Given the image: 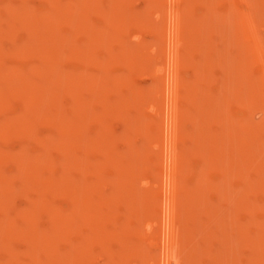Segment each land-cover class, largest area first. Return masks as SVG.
<instances>
[{
    "label": "rangeland",
    "instance_id": "obj_1",
    "mask_svg": "<svg viewBox=\"0 0 264 264\" xmlns=\"http://www.w3.org/2000/svg\"><path fill=\"white\" fill-rule=\"evenodd\" d=\"M23 1H26V3L25 2L23 3ZM23 1L22 0H15V1L14 0H5V1L0 0V6H1L0 14H2V18L4 20H7V21H4L5 22L4 24V22H2V19H0L1 20L0 22L4 24L3 25L0 23L1 25L0 28L4 31L7 30L6 32L7 34L0 33V41L2 42L4 39V41L2 42V46L4 50L2 49L1 42H0V50H1L0 52L1 53L3 52L2 54L0 53V57L2 58V60L6 61L7 66L10 65L11 67V64H12V67L14 69L16 70L18 69L20 71V72H17L19 73L17 75L19 76L20 74L25 75V76L26 74L28 75L26 76L28 78L26 79V81H28L27 82L28 85L26 86V88H23V85H21L18 82L19 80H17V78H13L16 76L11 75V74L10 75L12 76V79L16 80V81L12 80L11 83L14 81L12 84H6V82L0 80L1 82L0 90L2 92L4 90L1 98L2 100L3 98H5L4 100H8L6 102L7 104L4 103L5 101L3 102L5 105V108L1 104L0 113L1 112L2 113L0 114L1 115L0 124L4 122V121H1L3 115L5 114L8 115L9 113H11V111L14 110L12 108H16L14 111L17 110V112H18V109L22 110V108L24 107L23 105L25 104V100H28L26 101V103L28 104L30 101V103L28 104L30 105V107L27 105L28 109L26 112H24V114L27 115V120L31 118L29 122L31 124L30 127L33 129L29 131L30 133L29 134L28 130L31 128L28 127L27 131L25 129L26 131L25 132L24 129L16 127V129H19V130H16V129H13L14 131L9 130L8 133L10 134L11 132V134L13 135L11 134L9 135L7 133L6 138H3L2 134H0L1 136L0 137V149H1L0 151L1 152L4 151L8 154H11V152H14V149L17 150L21 148V145H22L23 147H25L24 148L26 151L25 153L28 152V154H38V153L48 154L50 153L49 155H51L50 158L53 161V164H56V165L58 164V167L55 166L54 168H56L59 171L55 169L54 170L55 173L52 172L53 174L47 171H44V170L42 171L43 166L40 165V167L38 166V169L40 171H38L37 169L38 171L37 175L35 172V177H34L33 169L30 168L29 169L30 171L25 170L27 168V165L26 164L24 165V163H22V165H20V166L24 165L23 166L24 172L22 174L21 173L22 169L20 170L17 168L19 167V165L16 166L19 161L21 162L20 158H18L19 159L18 161L16 160L17 159L16 157L11 158V155H10L9 158H7L9 162L2 160L3 162H1L0 164V166L3 164L0 169L2 171L4 170L3 172L6 175L8 174L10 176L9 181H12L13 183L10 185H13V188L15 191V192L13 191L14 193H12L11 191L12 195H10L11 193H8L10 196L8 195V198L5 197V201L10 200L7 203H9V205L12 204L11 208L12 206H14L13 208L23 209V207L25 208L27 206L26 205L27 199L29 197L31 198L38 194L37 191H36L37 194H35L36 192L32 193V191H35L36 189L35 179L37 177L41 178L40 174H43V176L46 175V177L51 176V175H54V177H56L58 174L63 172L62 168H60V165H59L60 163L58 160L59 159L58 157L62 155L60 151H57L59 149L52 147L50 148L51 150L44 153V149H42V146L38 140L39 137L42 138V136L45 137L46 135H50L53 137L49 136L50 138L48 137V140L49 139L52 140V138L53 139L55 138L54 142H59V137H60L59 132H60L61 126L58 124H60V121L57 122L58 123L56 125L57 127H53V123H56V120L58 119L50 118L49 119L50 122H49V120L44 118V116H46L45 114L53 113L54 110L52 108L56 107L55 104H54V107L53 105L51 107V102L49 104L48 101L52 100L53 102V100H55L58 103V106L60 108L62 105L65 106L68 102L70 103V100H72V98L74 102L76 98L80 102L82 98L87 96L89 87L83 84L79 85L77 87L78 89L77 93H80V95L75 96L76 98L74 99L75 94L74 95L72 94L73 89H71V87L73 86L70 84L65 85L63 83L62 84L63 87L60 86L61 88H58L59 91L56 90L59 93L58 94L55 91V89H53V87H55L54 79H52V81H50V84H49V81L45 80L43 77L45 72H42V71L44 69L46 71L49 70L50 68H52V65L54 67V63H57L56 66L59 70L67 69V71H69L68 69L71 70L72 68L77 67L78 69H84L88 73H92L98 76L99 74L100 75L104 74V77L108 75L107 82L105 83L106 88L102 90L103 96L101 95V97L103 98L105 103L108 102L106 103L107 107H111V108H107L111 114L108 113L107 111L108 115H105L106 118L105 117L104 118L106 120L105 123L108 125V129H110L111 131V128H112V133L115 134L116 136L115 140L113 141V146H114L113 151H110L111 155L109 153V156L113 157L112 159H116V160L117 158L122 159L123 156L125 157L126 160L121 161V163L125 162L124 165H125V169L127 170V178L125 180V178H123V176L125 175L119 174L117 170L114 171L113 169L110 170V168L109 169L105 168L106 170H104V174H105L104 176L106 178L114 174L115 175L114 177H116L117 179L120 177L119 180H121L122 178V180L126 182V184L123 182V184L126 186L125 188L122 187L123 189L119 190L121 191L120 193L117 189H116L117 192H114L113 191L114 188L112 187L110 189L111 185L108 184V186L106 185L105 187L106 189H104V192L105 191L107 192V193L105 192L106 196L108 197L106 200L107 206L109 207L111 206V208L117 209L118 210V212L116 213L117 215L118 214L121 216L123 215L122 218L124 219L123 221H124L125 227H119V226L113 227V225H110V227H104V228L99 227L101 229L100 231L105 232V234H102V235L100 234V236H97L98 234L96 235V233L97 232L100 233V231L98 230L99 228L95 230L96 227H88L80 219L79 221H82V222H78L77 225L73 224L71 225V227H58L61 229L56 230L54 227H47L48 218L45 216L47 215V213L45 214L44 210H41L42 212L39 210L38 213L40 212L41 213L40 215H38L40 217L37 218V221L40 218L42 220L40 219V221H38L39 224H36L37 227H33V229L32 227L25 228V223L23 220L22 221L20 220L21 222H18V224H20L19 226L21 229L19 227H14L13 228L14 230L10 229L12 227H8V228L0 227V233L1 234L5 233L4 238H7V239H4L3 238L4 235L2 234L1 236L0 234V236L2 237V239L0 237V240H2L1 242L3 243V240H4L5 241L4 243L8 245L11 244L10 245V247H12L11 249L12 250L15 249L17 251L15 252L18 255V257L20 256L18 260L19 261L21 260V263L23 262L22 264H24V262L26 263L29 262L30 257H31L30 259L31 261L32 257L34 256V251L30 244L29 237H28L29 240L27 239V236L35 235L33 230H39L38 233L40 232V234H38V236L43 235V232L46 233V231L47 233H49V235H51V233L55 234V244H56L55 246L57 247V249L58 248L60 249V251L58 249L59 253H61L64 250L67 251L68 250L67 248L70 246V244L72 243L74 244L75 240L78 239L79 237H83L85 235L87 236L88 234L92 235L95 233L94 235L95 237L88 236L89 238L91 237V240H93L92 238H94L95 241H92L93 244L91 243L92 244L91 246L93 248V252H92L93 257L87 260V264H94V263L98 264L104 261V259L108 257H111L113 259L114 258L113 255H117V256L119 255L118 252L121 253L120 249L122 247L121 246L122 244H120L121 242L120 238L124 239L123 236L125 235V236H130L128 237V240L130 241L128 243L127 242L128 240L126 241V239H124V242L128 246L131 245L130 248H132L133 251H137V250L138 251L135 252L136 254L135 253L130 254V252H128L126 258L124 259V262H122L121 264H166L167 263L166 223L168 219V207L170 205L168 185L170 181V166H171L170 157H169L170 156L169 141H170L171 90H172V78H171V75H172V43H173L172 13L176 5L175 1L174 0H158L162 2L161 3L162 5L161 4L158 5L157 2L156 3L154 2L156 0L154 1L152 0H119L121 2L117 0H116L117 2L114 0H112V2L111 0H102V1L94 0L95 2L93 0L92 1L79 0L77 4L75 5L76 7L74 8V10L72 9L71 12L69 11L70 13H72V15L67 16V17L65 16V18H68V20L71 19L70 23H68L67 19L65 20V18L63 17L64 15L62 13H58V15L56 13L53 16V14L51 13V10L53 11V9H49L50 7H48L50 6L49 4L51 3L54 5L57 4V3H54V1L58 2L59 0H52L51 3L49 4L48 2H50V0H45V1L43 0L44 2L40 0H37V1L36 0H23ZM61 1H64V0H61ZM192 1L194 2H192L191 4H189V2L186 4L181 2L179 4V6L184 8V10L186 11L185 12L186 17L188 16L187 24H184V27L186 26L188 29L184 28L183 43L184 42L185 43L183 44L184 50L182 52V54L184 55L182 56V58L184 57L182 62H183V65L185 64L186 65L184 67L185 73H182L183 71L182 70L181 74L182 76H185L184 78L188 83L191 82L190 86H188L189 92L186 90V92H188L186 96L188 97H186L184 100L183 99L184 96H183L182 99L184 101L181 100V103H180L181 107L183 108L182 110L185 111V113L181 114L182 116H180V119H179L180 131L183 134V135L181 134V137H183L182 142L184 141L183 143L185 144L184 145L181 143V145L183 146H181L182 150L180 149V153L182 152L181 153L183 157L182 160L184 161V163L182 164H184L183 166L185 168L182 169L184 171V175H182L183 174L182 171H181L182 174L181 173L180 174L182 175L181 177L182 180L184 178V181L186 182V183L185 182L183 183H185L186 185L185 187H186V190L188 191V194L183 198L184 201H181V203L183 204L179 208L180 212H178V216L180 217H178V220H177L178 228L176 227V233L177 235L180 236V237L178 236L177 238L179 239L178 241H180L178 242V244L181 243L179 244V246L181 245L180 246L181 252L178 254L179 260H180L179 264H182V263L183 264H264V256H263L264 255V180H263L264 178V130H262L263 128H261V133L263 134H260V131H259L260 129L258 128L259 126H257L259 130L256 128V124H260L262 122L261 121L262 119L264 122V117H263L264 111L263 113L261 112V110H264V76H263L264 71H262L263 69L262 67L264 65V61H263L264 58L261 57L263 61L261 62V58H258L255 56V51L252 49L253 45H251V43L248 41L249 38L247 39V37H245L247 35L249 37L250 33L245 34L244 33L245 30L243 32L241 31V28H240L243 24L242 20L240 19L241 11L246 10L248 8V11H250L251 13V17H252V12L254 15L253 16L254 20L252 18V21H254V23L252 22V24H254V28L256 29V30L254 29L255 32L258 33V35L257 34L256 35L259 38V40H261L262 38V42L259 41L260 44H262L261 48L264 47V0H192ZM5 2L7 4H5ZM10 2H11V5L13 6L12 7L9 6V8L12 9L13 11L12 10L10 11L9 8H8L9 10L7 9L8 7L7 5H10ZM86 2H88L87 4L89 5H87ZM115 2L118 3V6L111 5L112 3H114L113 5H115ZM15 3H18V4H15ZM123 3L124 5L122 6ZM33 4L35 5L34 7H32ZM84 4H86V6H84ZM58 5L59 4H57L55 7H57ZM93 5H96V6L93 7ZM21 6H31L32 8L30 7L29 8L30 9L36 8L35 10L42 8L43 12H45L44 10L48 11V13L52 14L51 16H53L52 17L53 21L50 20L53 23L51 22L47 23L43 21L41 22V19H38V18H36L35 20L33 18H30L32 22L30 19L24 20V18H22L23 16H21L22 15L21 12L24 9L19 8ZM77 6H78V9H76ZM111 6L116 9L114 10L115 12L112 10L113 8H111ZM158 6H161L162 9L161 8L159 9ZM96 7H101V8L103 7L102 10H104V12L100 14L99 12H97V9H95ZM204 7L206 8L205 11L203 10ZM188 8L190 9V11ZM117 9L119 11H117ZM3 11L6 13L4 14ZM16 11H19V13ZM159 11L161 12L159 13ZM77 12L80 15H78ZM112 12L116 14L119 13L118 14L119 16L115 14L117 18L118 17L121 18L124 16L123 17L124 21L121 19V22L122 21L124 22L122 23L124 24V26L122 25L123 28L121 29L120 27H117V30H115L116 28H114L113 30L111 26L108 28L106 27L105 32L103 33L100 32L99 34L100 35L99 38L101 39L99 45L98 46L94 45L92 48H88L87 50V48L84 47L83 37L85 35L82 32L83 30L81 29H83L85 27V24H87L89 21H90L89 23H91L92 21L91 24H93L95 22L96 23L100 22L104 18L108 20L111 18L113 19L115 15H113ZM8 13L10 14V16ZM75 13L84 19L80 17L77 18V15ZM60 14L62 17L60 16ZM202 14H204L205 17ZM18 15L21 17H19ZM104 15H106L107 17ZM11 17L12 19L9 22V19ZM71 17L73 18L76 17V18L73 19ZM136 17L138 18V21H135L137 19ZM5 18H8V19H5ZM75 19L76 20L79 19V20L76 21ZM16 20L17 21L19 20V22H17ZM72 20L74 21L75 25H73L74 23ZM80 20L83 25H81ZM25 21H27V23ZM33 21H35L36 23ZM57 21L58 22L60 21V23L58 24ZM13 23H14V26H13ZM31 23H33L35 26ZM20 24L23 26H21ZM29 24H31L32 26ZM44 24L48 25V29L46 25L44 26ZM8 25L14 31H12L8 27ZM53 25L55 26V28L53 27ZM59 26L62 27L61 30L59 29L60 28ZM69 26H71L73 29ZM28 27L31 30L28 29ZM66 27H69L67 28L68 30L66 29ZM159 27L162 30H160ZM32 28L36 29V32H37L36 35H35V30H33ZM165 28L166 30H164ZM76 29H79L80 31ZM24 30L26 31L24 32ZM44 30L46 33L44 32ZM64 30H66L65 32L67 35L64 34L65 33ZM73 30H75L74 33H73ZM16 31L19 33H17ZM28 31H32V33L30 32L28 33ZM52 31H54V33L56 32L55 35H57V33L59 34L61 33L60 34L61 37L59 36V34L57 35L58 37H55ZM67 31H69L70 33ZM9 33L13 38L14 37L16 38L12 40L11 36L8 35ZM26 33H27V37L26 35H24ZM4 34H6V36H4ZM37 35L40 38L37 37ZM65 35L66 36L69 35L68 38ZM2 36L4 37L2 38ZM7 37L9 38L6 39ZM44 38L46 41L47 40L48 41L46 42ZM19 39H21L22 42L25 41L24 43L26 44L22 42L19 43L20 42ZM39 39H41L40 40L41 44L40 42H38ZM16 40L18 42H16ZM245 40H247L246 44L248 47L245 45ZM43 41H44V44H43ZM66 41L68 43H66ZM79 41H81L82 44H79ZM28 42L31 44H29ZM11 43L15 44L18 50L20 48L19 52L20 51L24 52V50L25 52L24 53L18 52L19 54L15 52L14 54H11V55L7 54L9 53L7 51H10L13 48V45ZM17 43L19 44L17 45ZM45 43H46V46L48 45L47 46L48 49L46 48ZM63 43H65L64 46H63ZM69 43L72 44L71 45L72 48L70 47ZM248 43H250V45H248ZM27 44H29L30 46ZM49 44L51 45L49 46ZM55 45L57 48H55ZM34 46L36 47V49ZM59 46H62V47H59ZM77 47L79 48L78 50L79 53L77 52V49H78ZM6 48L8 49L10 48V49L8 50ZM67 48L70 50H68ZM245 48L248 49L247 51L248 54L244 53L247 50ZM54 49L56 51H54ZM249 49L252 50L251 54H254V55L251 56ZM84 50L86 51L85 55L88 58L84 55ZM90 50L91 52L89 53L90 54L89 55L88 51ZM73 51L76 53L74 54ZM4 53H6V56L9 55L10 59L8 57L6 58ZM48 53L50 54V56ZM3 54H4L3 57L6 59L2 57ZM41 54L43 58L40 57ZM58 54H61V55L59 56ZM62 54H64L63 56L64 62L61 63L60 65L58 63L60 62V60H62L61 59ZM66 54H68V56L65 57ZM69 54H73V56L72 55L69 56ZM76 54L77 56H75ZM125 54H128V55H125ZM238 54L239 55L241 54V56L238 57ZM17 55H20V56H17ZM91 55H94V56L91 57ZM247 55H250V56L246 57ZM34 56L38 59L35 60L36 58ZM56 56L58 58V61H57ZM19 57L25 60L22 61L21 59L20 61ZM23 57H26V58H23ZM53 57L54 59H56V61L53 60ZM78 58L81 59V61ZM94 59L99 60V61L100 60L104 61L105 66L97 65V63L93 61ZM114 60H117V61H114ZM5 61L3 62L5 63ZM42 61L45 64H43ZM46 61H49V63ZM84 61L86 63H84ZM22 62L23 64L27 66H23ZM32 62L34 64H32ZM38 63H40V65ZM35 64L39 66L37 67L36 65V69L34 66ZM20 67L22 68V70ZM28 67L29 68L33 67L35 72H33L34 70L30 68L28 72L25 73L24 71L23 73V68L26 69ZM47 67H49V69ZM159 68H161L160 71H158ZM30 72L32 74H29ZM114 77L116 78L119 77L120 80L115 81ZM34 79L39 80L38 83ZM159 81L160 82L163 81L162 83H164L163 84L164 87L163 85H161V83H159ZM15 82L17 85L18 84L19 85L17 86L16 84H14ZM39 83L40 84L42 83L40 85V88H38ZM158 83L161 88L157 87ZM3 84L5 85L2 86ZM31 86L35 88L32 87L31 89ZM87 88H88V91H87ZM40 89L41 90L44 89V90L41 91ZM45 89L47 90V92ZM60 89L63 90L62 91L63 93H60L61 92ZM19 90H20V93H19ZM23 91L25 93H23ZM52 91H55L54 95ZM183 91L184 90H182L181 92ZM6 92L7 94L9 93L8 96ZM13 92L17 93L18 96L21 94V96L26 97V99L24 100V98H22L21 96H20L21 97L20 99V97H18L17 95H14ZM32 92L34 96L37 97V101L35 97L31 95ZM186 92L184 93V95L186 94ZM4 93H5V96H4ZM43 94L45 97L43 96ZM10 95L11 97H9ZM58 95L60 96L59 98H58ZM27 96H29L30 98ZM41 96H42L43 102L40 101ZM15 98H18V99H15ZM46 98H49V100L47 99L48 100L47 101ZM9 99L10 100L13 99V100L9 102L10 101ZM21 100L22 101L24 100V101L22 102ZM34 100H35V103H33ZM8 102L10 103V106H11L10 112H9L10 109L6 111V109L9 108ZM32 103L35 105L33 106ZM114 103L116 104V108H119V111H114L115 113L112 111L113 110L112 106L114 105ZM96 104H97V107H95ZM96 104L94 103V105H92L94 106L93 108H96V110H99L100 108L102 109V106L99 105V103H96ZM111 104L112 106H110ZM64 106L62 107L64 108ZM38 107H39V110H38ZM1 108L3 109L1 110ZM107 109L105 108L104 110H107ZM3 111H6L7 113L6 112L3 113ZM79 112H82V111H79ZM117 113L120 116L122 115V117L120 118ZM33 114L37 116L36 120ZM183 114H184V117H183ZM123 116H125V118H123ZM51 119L55 120V122L51 121ZM41 120H45V121L41 122ZM34 122L36 124H34ZM245 122H247L248 127L252 126V129L253 128L257 129L259 133L255 132L254 135H259V134L260 135L253 137L254 135L250 134L252 130L249 129L247 126H245L248 128V130H251V131H248L249 133L248 135V133L246 132L247 128L245 129L244 127V125L246 124ZM38 124L41 127H39ZM88 124L89 125L87 127L89 130H91V128L96 129L99 126L98 125L99 123L96 120L94 121L89 120ZM261 126L263 125L261 124ZM182 127L185 130H182ZM244 129L246 131H243ZM20 130H22L21 132H25V133H21ZM55 131L57 132V134L55 133ZM43 132H44V135H43ZM31 134H32V137H30ZM33 137L35 139H33ZM17 138L18 140H16ZM30 138L31 140H29ZM24 139L29 140V142H27ZM36 139L37 141H35ZM241 140H243L244 142ZM4 142H6V144ZM160 142H161V146H159ZM23 143L25 146L23 145ZM242 143L244 147L245 145L246 146L249 145L247 146L249 148L247 149V147H245L246 150L243 147L239 148V146H241ZM6 147L8 150L6 149ZM241 148L244 150H242ZM9 149L11 150V152L9 151ZM131 149H133L132 155L129 153ZM91 150H92V153H91ZM93 150L97 151L93 148L92 149L90 148V151L88 150V152H90V154L88 153V157L90 160H92L95 156L96 157L98 156V153H97L98 151L94 152ZM245 152H247V155ZM248 154L250 156H248ZM82 156L80 155L79 157L77 156V158L81 160V161L79 160L80 162H83L85 159ZM74 158L75 156H72L71 162L73 161ZM119 159L117 161H119ZM242 159H244L245 161ZM36 161L37 160H34V162ZM65 161L66 160H64V162ZM64 162L62 161V163ZM13 163H16V165ZM31 163H33V161H31ZM66 164L67 163L65 162L64 172L68 173L69 171L67 172L66 170H71L70 174L72 175L68 174L69 179L71 180V178L74 177L77 180H74L72 183L69 180V184L67 183L61 184L59 186L61 187L63 185L61 188L58 187L57 188L58 190L55 189L58 193L55 192V190H53L54 192L50 191L51 195H49V192L47 191H46L47 193L44 192L46 193L45 198H48L49 202H50V197L53 198V201H52V198H51V201L53 202L52 206L56 204L55 208H58L57 203L59 204V207L66 208V209L70 206L75 207V208L80 206L78 205L77 202H75L74 203L75 206H73L74 200L71 203L72 199L70 200V197L73 198L76 192V189H74L76 188V185H74L73 183L77 181L79 182V184H81L83 182L82 177L81 178L78 177L80 175L78 173L82 170L80 169L75 170V168H70L66 166ZM260 164L262 165V167ZM3 166H4V169H2ZM16 168H17V171H16ZM8 170L16 172V173L11 172L12 174H14L12 175L13 177L11 176ZM200 170L202 171V173H200ZM19 171L21 174L18 175L17 173ZM38 173L40 176L38 175ZM88 173L89 172L87 173L84 172V175L87 174V176H89ZM24 176L25 178H23ZM196 176L200 178L202 177L201 179L199 178L201 182L198 181V178ZM29 177L32 178V179L30 178L31 181H29L30 180ZM243 179L245 180V182ZM9 181L8 183H10ZM197 181L199 182L198 184H196ZM64 185L65 186L68 185V187L66 188ZM29 186H31V191H30ZM82 188H84L83 189L84 192L89 191L88 188L85 189V187L83 186ZM80 190H82L81 187H80ZM69 191L71 192V194H69L70 193ZM69 195L70 197H67ZM61 201L63 204H61ZM64 201H66L67 203ZM106 216L112 218L111 215L109 214ZM82 217H84V215ZM148 223H151V227H147ZM39 228H42V229H39ZM19 229L20 231L24 233V235L20 231H15ZM51 229L55 231L54 232L50 231ZM24 231H27L28 233ZM56 231L57 232L61 231V232L58 234L56 233ZM30 232L34 234H31ZM12 233L13 234L16 233V234H14L13 236ZM71 233L73 235H70ZM17 236H20V238H18ZM15 237L17 238V240L15 239ZM21 238L23 239L21 240ZM25 238L27 240H25ZM63 238L65 239L63 240ZM66 239L69 243L65 241ZM153 240H156L155 244L152 243ZM26 241H29V242L27 243ZM57 242L59 244H57ZM124 247L125 246L122 247V250H124ZM27 248H30V249H27ZM1 251L3 252L4 250H0V255H3ZM21 251L22 253H25L26 251L27 255L25 254V257H22L23 256L22 253H19ZM31 251L33 253L32 255H31ZM44 253H45L44 250L40 248L37 250L36 256L38 258L41 257L40 259H44L43 258ZM59 253H57V256H55V258L59 259L58 258ZM259 255L262 256V257L260 256L262 258L261 261H260L261 258H259ZM117 256H115V258ZM26 258H29V259H26ZM115 258L112 261V264H117ZM52 260L56 262L54 259ZM52 260L48 261L45 264H51Z\"/></svg>",
    "mask_w": 264,
    "mask_h": 264
},
{
    "label": "bare ground",
    "instance_id": "obj_2",
    "mask_svg": "<svg viewBox=\"0 0 264 264\" xmlns=\"http://www.w3.org/2000/svg\"><path fill=\"white\" fill-rule=\"evenodd\" d=\"M5 1V0H4ZM15 1V0H14ZM23 1V0H22ZM37 1V0H36ZM40 1H43V0H40ZM45 1V0H44ZM43 1V2H44ZM51 1L52 0H50V2H48V4L49 3H51ZM79 0H64V1H61V0H59L58 2L56 1H54V3H57V4H59L57 7H55L57 4H49L50 6H48V7H50L49 9H53V11L51 10V13L53 14V16H54V14H56L57 13V15H58V13H62L64 16V18H65V16L67 17V16H70V15H72V13H70L71 12V10L73 9L74 10V8L76 7L75 5L77 4V2H78ZM90 1H92V0H90ZM89 1V2H90ZM94 1V0H93ZM99 1V0H98ZM102 1V0H101ZM114 1H116V0H114ZM117 1H119V0H117ZM116 1V2H117ZM152 1H154V0H152ZM175 1V3H176V5H175V8H174V10H173V13H172V31H173V43H172V75H171V78H172V90H171V121H170V141H169V150H170V164H171V166H170V181H169V197H170V205H169V207H168V219H167V223H166V227H167V263L166 264H179L180 263V260H179V253L181 252L180 251V246H179V244H181V243H179L178 244V242H180V241H178L179 239H177L178 238V236L179 235H177V233H176V227L178 228V217H180V216H178V212H180V210H179V208H180V206L183 204V203H181V201H184V197L188 194V191L186 190V185H185V181H184V178H183V180H182V175H184V171L182 170V169H184L185 167L183 166L184 164H182V163H184V161L182 160V155H181V153H180V149L182 150V148H181V146H183V145H181V143L182 144H184L183 142H182V139H183V137H181V131H180V123H179V119H180V116H182L181 114L182 113H185V111L184 110H182L183 108L181 107V105H180V103H181V100H185V98L186 97H188V96H186L187 95V93L189 92L188 91V86H190V83L191 82H187L186 80H185V76H182V74H181V71H182V73H185L184 72V70H185V65H183V62H182V60L184 59V57L182 58V56H184L183 54H182V52H183V50H184V46H183V44L185 43H183V40H184V38H183V36H184V28H187L186 26L184 27V24H187V20H188V16L186 17V14H185V10H184V8H182V7H180L179 6V4L181 3V2H183V3H188L189 2V4H191L192 2H194V1H192V0H174ZM20 2V1H19ZM26 3V1H23V3ZM28 2V1H27ZM83 2V1H82ZM82 2H80V3H82ZM95 2V1H94ZM111 2H112V0H111ZM115 2V5H113L114 3H112L111 5L112 6H118V3H116ZM119 2H121V1H119ZM124 2V1H123ZM155 3L157 2V4L158 5H160L162 2L161 1H158V0H156V1H154ZM8 3H9V1H8ZM88 2H86V4H87ZM91 3V2H90ZM98 3V2H97ZM101 3V2H100ZM99 3V4H100ZM104 3V2H103ZM4 4V3H3ZM5 4H7L6 2H5ZM15 4H18V3H15ZM14 4V5H15ZM20 4V3H19ZM86 4H84V6H86ZM94 4V3H93ZM109 4V3H108ZM23 5V4H22ZM27 5V4H26ZM29 5H31V4H29ZM38 5V4H37ZM80 5V4H79ZM78 5V6H79ZM87 5H89V4H87ZM97 5V4H96ZM96 5H93V7L94 6H96ZM124 5V3L122 4V6ZM162 5V4H161ZM3 6V5H2ZM8 7H7V9L9 8V6L10 7H12L13 5H11V2H10V5H7ZM18 6V5H17ZM35 5L33 4L32 5V7H34ZM78 6H77V8L76 9H78ZM82 6V5H81ZM91 6V5H90ZM111 6V8H113L112 10L114 11V10H116L114 7H112ZM1 7V6H0ZM5 7H6V5H5ZM32 8L31 6H21V7H19V8H22V9H24V10H22V9H20V10H22V12H21V16H23L22 18H24V20H28V19H30V18H33L34 20L36 19V18H38V19H41V22L43 21V22H51L50 20H52V17L53 16H51L52 14H50V13H48V11H46V10H44L45 12H43V9L42 8H39L38 10H35L36 8H34V9H30V8ZM83 7V6H82ZM121 7V6H120ZM159 7V9L161 8V6H158ZM189 7H190V5H189ZM88 8V7H87ZM90 8V7H89ZM103 8V7H102ZM102 8L101 7H96L95 9H97V12H99L100 14H102L103 12H104V10H102ZM125 8V7H124ZM252 8V7H251ZM10 9V8H9ZM8 9V10H9ZM47 9V8H46ZM107 9V8H106ZM120 9V8H119ZM121 9H123V8H121ZM162 9V8H161ZM189 9V8H188ZM12 9H10V11H11ZM15 10V9H14ZM80 10V9H79ZM81 10H82V8H81ZM92 10V9H91ZM111 10V11H112ZM204 11L206 10V8L204 7V9H203ZM202 10V11H203ZM13 11V10H12ZM70 11V12H69ZM96 11V10H95ZM117 11H119L118 9H117ZM162 11V10H161ZM161 11H159V13L161 12ZM189 11H190V9H189ZM2 12V11H1ZM16 12H18L19 13V11H16ZM46 12H47V14H46ZM73 12V11H72ZM91 12V11H90ZM115 12V11H114ZM3 13L5 14L6 12H4L3 11ZM17 13V14H18ZM74 13V12H73ZM78 13V12H77ZM94 13V12H93ZM113 13V12H112ZM122 13V12H121ZM190 13V12H189ZM3 14V15H4ZM9 14V13H8ZM8 14H7V16H8ZM13 14V13H12ZM76 14V13H75ZM83 14V13H82ZM86 14H88V13H86ZM92 14V13H91ZM108 14V13H107ZM116 13H113V15H115ZM119 13H117L116 15L117 16H119L118 15ZM164 14V13H163ZM163 14H161V15H163ZM188 14V13H187ZM206 14V13H205ZM77 15V14H76ZM78 15H80L79 13H78ZM77 15V18H82L81 16H78ZM116 15L113 17V19L111 18V19H105L104 18V16H106V15H104L103 16V20H101L100 22H98V23H93V24H91L92 23V21H91V23H89L88 21V23L87 24H85V22H84V24H85V27L83 28V29H81V30H83L82 32L84 33V47L85 48H87V50H88V48H92L94 45H96V46H98L99 45V43H100V41H101V39L99 38V34H100V32L101 33H103V32H105V28L107 27H110L111 26V28L114 30V28H116L115 30H117V27H120L121 29L123 28V26H124V24H122V23H124L123 21V17H121V18H117L116 17ZM204 17H205V15L204 14H202ZM0 16H1V18L0 19H2V22H4V21H7V20H4L3 18H2V14H0ZM5 16V15H4ZM3 16V17H4ZM9 16H10V14H9ZM19 16V15H18ZM21 16H19V17H21ZM60 16H61V14H60ZM59 16V17H60ZM75 16V15H74ZM85 16V15H84ZM88 16V15H87ZM86 16V17H87ZM111 16V15H110ZM138 16V15H137ZM254 15H253V12H252V17H251V13H250V11H248V8L246 9V10H242L241 11V15H240V19L242 20V22H243V24H242V26L240 27L241 28V31H243L244 32V30H245V34H248V33H250V36L248 37V35L247 36H245V37H247V39H248V41L251 43V45H253V50L255 51V56L256 57H258V58H264V47H262L261 48V45L262 44H260V42H262V38H261V40H259V38L257 37V35H258V33H256L255 32V28H254V24H252V22L254 23V21H252V18H253V20H254V17H253ZM19 17H17V18H19ZM62 17V16H61ZM85 17V18H86ZM90 17V16H89ZM88 17V18H89ZM107 17V16H106ZM127 17V16H126ZM126 17H125V19H126ZM132 17V16H131ZM16 18V17H15ZM14 18V19H15ZM71 18H73V17H71ZM74 18H76V17H74ZM73 18V19H74ZM137 18V17H136ZM5 19H8V18H5ZM12 19V17L9 19V22H10V20ZM13 19V20H14ZM63 19V18H62ZM68 20V18H65V20ZM70 19V18H69ZM82 19H84V18H82ZM121 19L123 20L122 22H121ZM132 19V18H131ZM205 19V18H204ZM21 20V19H20ZM23 20V19H22ZM23 20V21H24ZM31 20V19H30ZM57 20V19H56ZM71 20V19H70ZM70 20H68V23H70ZM76 20V19H75ZM77 20H79V19H77ZM76 20V21H77ZM135 20V19H134ZM203 20V19H202ZM1 21V20H0ZM17 21V20H16ZM53 21V20H52ZM73 21V20H72ZM84 21V20H83ZM135 21H138V18L135 20ZM14 22V21H13ZM17 22H19V20L17 21ZM22 22V21H21ZM26 23H27V21H25ZM30 22V21H29ZM28 22V23H29ZM31 22H32V20H31ZM33 22H35V21H33ZM39 22V21H38ZM58 22V21H57ZM56 22V23H57ZM64 22V21H63ZM130 22H132V21H130ZM134 22V21H133ZM1 23V22H0ZM12 23V22H11ZM25 23V24H26ZM36 23V22H35ZM51 23H53V22H51ZM55 23V22H54ZM60 23V21L58 22V24ZM61 23H62V21H61ZM67 23V22H66ZM73 23H74V21H73ZM77 23H79V22H77ZM80 23H81V20H80ZM1 24H3V23H1ZM4 24H5V22H4ZM3 24V25H4ZM8 24V23H7ZM31 24H33V23H31ZM31 24H29V25H31ZM43 24V23H42ZM71 24H72V22H71ZM96 24H97V26H96ZM2 25V26H3ZM17 25H19V24H17ZM21 25V24H20ZM27 25V24H26ZM34 25V24H33ZM40 25V24H39ZM47 26V29H48V25L47 24H44V26ZM52 25V24H51ZM62 25H63V23H62ZM73 25H75V23L73 24ZM78 25V24H77ZM76 25V26H77ZM81 25H83L82 23H81ZM98 25H100V26H98ZM119 25V26H118ZM123 25V26H122ZM13 26H14V23H13ZM12 26V27H13ZM21 26H23V25H21ZM21 26H19V27H21ZM32 26V25H31ZM35 26V25H34ZM38 26V25H37ZM42 26V25H41ZM61 26V25H60ZM59 26V27H60ZM79 26V25H78ZM0 27H1V25H0ZM8 27L10 28V26L8 25ZM18 27V28H19ZM24 27H26V26H24ZM40 27V26H39ZM39 27H38V29H39ZM43 27V26H42ZM53 27L55 28V26L53 25ZM57 27V26H56ZM69 27H71V26H69ZM69 27H66V29L67 28H69ZM74 27V26H73ZM164 27V26H163ZM162 27V28H163ZM37 28V27H36ZM61 28L62 27H60L59 29L61 30ZM72 28V27H71ZM70 28V29H71ZM75 28H77V27H75ZM160 28V27H159ZM4 29V28H3ZM5 29H6V27H5ZM11 30H12V28H10ZM23 29V28H22ZM21 29V30H22ZM28 29H30L29 27H28ZM33 29V28H32ZM37 29V30H38ZM44 29V28H43ZM51 29H53V28H51ZM50 29V30H51ZM73 29V28H72ZM119 29V28H118ZM188 29V28H187ZM255 29V30H254ZM16 30V29H15ZM19 30V29H18ZM31 30V29H30ZM33 30H35V35H36V29L34 28ZM56 30V29H55ZM68 30V29H67ZM76 30H79V29H76ZM160 30H162L161 28H160ZM164 30H166V28L164 29ZM186 30V29H185ZM9 31V30H8ZM12 31H14V30H12ZM26 30H24V32H25ZM40 31V30H39ZM43 31V30H42ZM66 30H64V32H65ZM74 31L75 30H73V33H74ZM80 31V30H79ZM79 31H77V32H79ZM7 32V30H2L1 28H0V33L2 34V33H6ZM10 32V31H9ZM17 32V31H16ZM15 32V33H16ZM22 32V31H21ZM20 32V33H21ZM32 33V31H28V33ZM41 32V31H40ZM44 32H45V30H44ZM53 32V34L55 35L56 34V32L54 33V31H52ZM58 32V31H57ZM63 32V31H62ZM63 32V33H64ZM67 32H69V31H67ZM81 32V33H82ZM17 33H19V32H17ZM16 33V34H17ZM46 33V32H45ZM49 33H50V31H49ZM70 33V32H69ZM72 33V32H71ZM76 33V32H75ZM190 33V32H189ZM7 34V33H6ZM6 34H4V36H6ZM44 34V33H43ZM42 34V35H43ZM52 34V33H51ZM59 33H57V35H58ZM61 34V33H60ZM60 34H59V36H60ZM64 34H66V32L64 33ZM165 34V33H164ZM244 34V35H245ZM257 34V35H256ZM8 35H10V33L8 34ZM22 35V34H21ZM24 35H26V37H27V33L26 34H24ZM33 35V34H32ZM42 35H40V36H42ZM57 35H55V37H58ZM67 35V34H66ZM65 35V36H66ZM70 35V34H69ZM68 35V36H69ZM4 36H2V38L4 37ZM11 36V35H10ZM29 36H30V34H29ZM28 36V37H29ZM68 36H66L67 38H68ZM36 37V36H35ZM37 37H39L38 35H37ZM36 37V38H37ZM44 37V36H43ZM52 37V36H51ZM61 37V36H60ZM63 37H64V35H63ZM76 37V36H75ZM2 38H1V40H2ZM9 37H7L6 39H8ZM11 38H12V40H14L16 37H12L11 36ZM10 38V39H11ZM40 38V37H39ZM46 38V37H45ZM45 38H44V40H45ZM66 38V39H67ZM72 38V37H71ZM160 38V37H159ZM5 39V40H6ZM22 39H23V37H22ZM31 39V38H30ZM42 39V38H41ZM41 39H39V41L38 42H40V40ZM51 39V38H50ZM53 39H54V37H53ZM56 39V38H55ZM65 39V38H64ZM11 40V41H12ZM33 40V39H32ZM38 40V39H37ZM52 40V39H51ZM71 40V39H70ZM75 40V39H74ZM3 41H4V39H3ZM2 41V42H3ZM19 43H21L22 42V40L21 39H19ZM36 41V40H35ZM46 41V40H45ZM48 41V40H47ZM46 41V42H47ZM64 41V40H63ZM68 41V40H67ZM66 41V43H68ZM72 41V40H71ZM260 41V42H259ZM1 42V41H0ZM2 42H1V46H2ZM10 42V41H9ZM16 42H18L17 40H16ZM25 42V41H24ZM24 42H22V43H24ZM61 42V41H60ZM246 42H247V40H245V45L247 46V44H246ZM5 43V42H4ZM14 43V42H13ZM19 43H17V45L19 44ZM29 43V42H28ZM35 43H37V42H35ZM35 43H34V45H35ZM54 43V42H53ZM74 43H76V42H74ZM250 43H248V45H250ZM12 44V43H11ZM24 44H26V43H24ZM29 44H31V43H29ZM29 44H27V45H29ZM33 44V43H32ZM40 44H41V42H40ZM39 44V45H40ZM43 44H44V41H43ZM58 44V43H57ZM56 44V45H57ZM59 44H61V43H59ZM64 44L65 43H63V46H64ZM79 44H82L81 43V41H79ZM13 45V48L10 50V51H7V52H9V53H7V54H14L15 52L16 53H18L19 52V50H20V48H19V50L17 49V46L15 45V44H12ZM51 44H49V46H50ZM56 45H55V48H57L56 47ZM69 45H70V47L72 48V44H70L69 43ZM68 45V46H69ZM76 45V44H75ZM6 46V45H5ZM26 46V45H25ZM30 46V45H29ZM44 46V45H43ZM42 46V47H43ZM45 46H46V43H45ZM48 46V45H47ZM47 46H46V48H47ZM96 46H95V48H96ZM20 47H22V46H20ZM27 47V46H26ZM33 47V46H32ZM35 47V46H34ZM38 47V46H37ZM42 47H40V48H42ZM59 47H62V46H59ZM59 47H58V49H59ZM67 47V46H66ZM164 47V46H163ZM248 47V46H247ZM40 48H39V50H40ZM52 48V47H51ZM53 48H54V46H53ZM78 48V47H77ZM79 48H80V46H79ZM79 48L77 49V52H78V50H79ZM124 48V47H123ZM2 49H3V46H2ZM6 49H8V48H6ZM10 49V48H9ZM8 49V50H9ZM22 49H24V48H22ZM28 49V48H27ZM31 49V48H30ZM33 49V48H32ZM35 49H36V47H35ZM48 49V48H47ZM49 49H50V47H49ZM68 49V48H67ZM82 49V48H81ZM245 49H247V48H245ZM4 50V49H3ZM34 50V49H33ZM68 50H70V49H68ZM67 50V51H68ZM73 50V49H72ZM86 50V49H85ZM84 50V55H85V53H86V51ZM123 50V49H122ZM250 50V49H249ZM260 50H262V51H260ZM1 51V50H0ZM27 51V50H26ZM43 51V50H42ZM47 51V50H46ZM54 51H56L55 49H54ZM75 51V50H74ZM73 51V52H74ZM96 51V50H95ZM94 51V52H95ZM248 49L244 52L245 54L247 53L248 54ZM252 50H250V54L252 53L251 52ZM23 52V51H22ZM21 51L19 52V53H22ZM24 52H25V50H24ZM23 52V53H24ZM29 52V51H28ZM45 52V51H44ZM49 52H50V50H49ZM53 52V51H52ZM51 52V53H52ZM72 52V51H71ZM80 52H81V50H80ZM83 52V51H82ZM91 52V50L90 51H88V54ZM123 52V51H122ZM1 53V52H0ZM3 53V52H2ZM1 53V54H2ZM18 53V54H19ZM27 53V52H26ZM32 53V52H31ZM34 53V52H33ZM38 53V52H37ZM42 53V52H41ZM56 53V52H55ZM76 52H74V54H75ZM79 53V52H78ZM5 54V57L7 58H9L10 59V57H9V55L8 56H6V53H4ZM4 54L2 55V57L4 56ZM29 54V53H28ZM49 54V53H48ZM130 54V53H129ZM23 55V54H22ZM26 55V54H25ZM39 55V54H38ZM59 56L61 55V54H58ZM70 55H72L73 56V54H69V56ZM90 55V54H89ZM125 55H128V54H125ZM252 55H254V54H251V56ZM17 56H20V55H17ZM24 56V55H23ZM30 56V55H29ZM32 56H33V54H32ZM45 56V55H44ZM49 56H50V54H49ZM55 56V55H54ZM63 56H64V54H62V57H61V59L62 60H60V62L58 63V64H60L61 65V63H63L64 61H63ZM66 56H68V54H66L65 55V57ZM75 56H77V54L75 55ZM74 56V57H75ZM82 56V55H81ZM86 56V55H85ZM85 56H84V58H85ZM94 55H91V57H93ZM118 56H120V55H118ZM124 56V55H123ZM137 56H138V54H137ZM239 56H241V54L239 55L238 54V57ZM248 56H250V55H247L246 57H248ZM254 56V57H255ZM15 57V56H14ZM13 57V58H14ZM26 57H28V56H26ZM26 57H23V58H26ZM35 57V56H34ZM40 57H42L43 58V56H42V54H41V56ZM39 57V58H40ZM87 57V56H86ZM253 57V58H254ZM4 58V57H3ZM6 58H4V59H6ZM20 58V57H19ZM36 58V57H35ZM51 58V57H50ZM56 58H57V56H56ZM60 58V57H59ZM68 58V57H67ZM70 58V57H69ZM80 58V57H79ZM78 58V59H79ZM88 58V57H87ZM116 58V57H115ZM118 58V57H117ZM262 58H261V62H263L262 61ZM21 59L22 58H20V61H21ZM38 58H36L35 60H37ZM46 59V58H45ZM65 59V58H64ZM113 59V58H112ZM121 59H122V57H121ZM256 59V58H255ZM8 60V59H7ZM17 60V59H16ZM25 59H22V61H24ZM48 60V59H47ZM53 60H55L56 61V59H54V57H53ZM53 60H52V62H53ZM66 60V59H65ZM80 61H81V59H79ZM90 60H91V58H90ZM118 60V59H117ZM117 60H114V61H117ZM3 61H5V60H2V58L0 57V80H2V81H4V82H6V84H12L14 81H16V80H14V79H12V76L11 75H14V76H16V77H13V78H17V80H19L18 82L21 84V85H23V88H26V86L28 85V81H26V79H28L26 76H28L27 74H26V76L25 75H21L20 74V76L19 75H17V74H19V73H17V72H20L18 69L16 70V69H14L13 67H12V64H11V67H10V65L9 66H7L6 65V61H5V63L3 62ZM26 61H27V59H26ZM31 61V60H30ZM54 61V62H55ZM57 61H58V58H57ZM62 61V62H61ZM67 61V60H66ZM69 61V60H68ZM72 61V60H71ZM87 61V60H86ZM93 61H95L96 63H97V65H103V66H105L104 64H105V62L104 61H102V60H96V59H94ZM241 61V60H240ZM15 62V61H14ZM41 62V61H40ZM46 62H48L49 63V61H46ZM70 62V61H69ZM77 62V61H76ZM10 63V62H9ZM21 63V62H20ZM26 63V62H25ZM28 63V62H27ZM42 63H43V61H42ZM66 63H68V62H66ZM74 63H75V61H74ZM78 63V62H77ZM84 63H86L85 61H84ZM88 63V62H87ZM90 63V62H89ZM185 63V62H184ZM188 63V62H187ZM19 64V63H18ZM32 64H34L33 62H32ZM39 65H40V63H38ZM43 64H45V63H43ZM42 64V65H43ZM15 65V64H14ZM22 65L23 66H27V65H25V64H23V62H22ZM36 65L37 64H35L34 66H35V69H36ZM57 63H54V67H53V65H52V68H50L49 69V67H47L49 70H43L42 72H45L44 73V79L45 80H47V81H49V84H50V81H52V79H54V86L55 87H53V89H55V91L57 90V91H59L58 90V88H61L60 86H62L63 87V83L66 85V84H70V85H72L73 87H71V89H73L72 90V94L74 95V99L76 98L75 96H78V95H80V93H77V87L79 86V85H81V84H83V85H87V87H89V91H88V88H87V96H85L84 98H82V100L79 102L78 100H77V98H76V100H75V102L73 101V98H72V100H70V103L68 102L65 106L64 105H62V106H64V108L61 106V108L58 106V103L55 101V100H53V102H52V100H50V101H48L49 100V98H46V100L49 102V104H50V102H51V107H52V105H53V107H54V104L56 105V107H54V108H52L53 110H54V112L53 113H47V114H45L46 116H44V118L45 119H47V120H49L50 118H57L58 120H56V123H53V127H57L56 125L58 124L57 122H59L60 121V124H58V125H60L61 126V129H60V137H59V142H54V139L52 138V140L51 139H49L48 140V137L50 136V135H46L45 137L44 136H42V138H38L37 136V138H38V140H39V142H40V144H41V146H42V149H44V153L45 152H48L49 150H51L50 148H52V147H55V148H58L59 150H57V151H60L61 152V156L60 157H58L59 159V165H60V168H62V170H63V172H61L60 174H58L56 177H54V175H51V176H48V177H46V175L45 176H43V174H40L41 175V178L39 177H37L36 179H35V182H36V189H35V191H32V193L33 192H38V194H37V192L35 193V194H37V195H35V196H33V197H29L28 199H27V206L24 208L23 207V209H16V208H13L14 206H12V208H11V205H9V203H7L8 201H10V200H8V201H5V197H7L8 198V193H11V191H12V193H14L15 191H14V188H13V185H10V184H13L12 183V181H9L10 179V176L8 175H6L1 169H0V227H12V228H10V229H13L14 227H19L20 228V224H18V222H21L22 220L24 221V223H25V228H28V227H32V229H33V227H37V225L36 224H39V222L38 221H40V219L37 221V218H39L40 216H38V215H40V213L42 212L41 210H44V212H45V214L47 213V215H45L47 218H48V226H47V224H46V226L47 227H54L56 230H59V229H61V228H58V227H71V225H77V223L78 222H84L85 223V225L86 226H88V227H96V229L95 230H97L99 227H101V228H104V227H110V225H113V227H116V226H119V227H125V225H124V219L122 218V216L121 215H117L116 213L118 212V210L117 209H114V208H111V206L109 207V206H107V202H106V200H107V196H106V194H105V192H104V189H106L105 187H106V185L108 186V184L109 185H111V187H110V189L113 187L114 188V192H117L116 191V189L119 191V190H121V189H123V188H125V186L126 185H124L123 184V180H122V178H121V180H119L120 179V177L117 179L116 177H114L115 175L114 174H112L111 176H108L107 178L104 176L105 174H104V170H106L105 168H110V170L111 169H113L114 171H116L117 170V172H119V174H121V175H125V176H123V178H125V180H126V178H127V170L125 169V165H124V163H121V161H125L126 159H125V157L123 156L122 157V159H119V158H117V157H115V158H117V160L119 159V161H117L116 159H112L113 157H110L109 156V153H110V155H111V152L110 151H113V141L115 140V138H116V136H115V134H113L112 133V128H111V131H110V129H108V125L105 123V115H108V113H110L109 111H108V109L107 108H111V107H107V105H106V103H108V102H106L105 103V101L103 100V98L101 97V95L103 96V94H102V90L104 89V88H106V82H107V79H108V75L107 76H105L104 77V74L103 75H100L99 74V76L98 75H95V74H92V73H88L86 70H84V69H78L77 67L76 68H72L71 70L70 69H68L69 71H67V69H65V70H59L58 68H57ZM64 65H65V63H64ZM238 65V64H237ZM17 66V65H16ZM29 66H30V64H29ZM32 66V65H31ZM33 66V67H34ZM49 66V65H48ZM69 66V65H68ZM67 66V67H68ZM33 67L31 68L32 70H34L33 69ZM37 67H39L38 65H37ZM61 67V66H60ZM63 67V66H62ZM164 67V66H163ZM241 67V66H240ZM16 68V67H15ZM21 68V67H20ZM30 68L28 67V68H23V73H24V71H25V73L26 72H28L29 70H30ZM46 68V69H47ZM83 68V67H82ZM182 68V69H181ZM237 68H238V66H237ZM263 69H262V71H264V65H263V67H262ZM40 69V68H39ZM160 69L161 68H159L158 69V71H160ZM163 69V68H162ZM242 69H243V67H242ZM246 69V68H245ZM21 70H22V68H21ZM37 70H38V68H37ZM33 72H35V70L33 71ZM37 72V71H36ZM39 72V71H38ZM41 72V73H42ZM11 74V75H10ZM29 74H32L31 72L29 73ZM30 76V75H29ZM33 76V75H32ZM263 76H264V73H263ZM4 77V78H3ZM37 77V76H36ZM193 77H194V75H193ZM33 78V77H32ZM35 78V77H34ZM184 79V80H183ZM196 79V78H195ZM12 80H14L12 83H11V81ZM35 81H37V83H38V81L39 80H36V79H34ZM114 80L115 81H118V80H120L119 79V77L118 78H116V77H114ZM186 81V82H185ZM192 81V80H191ZM33 82V81H32ZM41 82V81H40ZM45 82V81H44ZM163 82V81H162ZM162 82H160L159 81V83H161V85H163L164 83H162ZM1 83V82H0ZM159 83L157 84V87L159 88L160 86H159ZM14 84H16V82L14 83ZM42 84V83H41ZM40 83L38 84V88H40V85H41ZM5 84H3L2 86H4ZM17 85V84H16ZM19 85V84H18ZM17 85V86H18ZM20 85V86H21ZM30 85H31V83H30ZM37 85V84H36ZM48 85V84H47ZM9 86H11V85H9ZM75 86H76V88H75ZM7 87V86H6ZM14 87V86H13ZM32 87L33 86H31V89H32ZM36 87V88H37ZM48 87V86H47ZM52 87V86H51ZM65 87V86H64ZM70 87V86H69ZM163 87H164V85H163ZM185 87H187V88H185ZM9 88V87H8ZM12 88V87H11ZM10 88V89H11ZM15 88V87H14ZM33 88H35V87H33ZM43 88H44V86H43ZM161 88V87H160ZM1 89V88H0ZM4 89V88H3ZM16 89V88H15ZM18 89V88H17ZM20 89V88H19ZM30 89V90H31ZM48 89V88H47ZM52 89V90H53ZM190 89V88H189ZM22 90V89H21ZM41 90V89H40ZM44 90V89H43ZM43 90H41V91H43ZM46 90V89H45ZM61 90V92L60 93H63L62 91V89H60ZM66 90V89H65ZM182 90H184L183 92H181ZM186 90L188 91V92H186ZM1 91V90H0ZM5 91H6V89H5ZM7 91H8V89H7ZM13 91V90H12ZM11 91V92H12ZM29 91V90H28ZM32 91V90H31ZM35 91V90H34ZM33 91V92H34ZM37 91V90H36ZM39 91V90H38ZM40 91V92H41ZM55 91H52L53 92V95H54V93H55ZM56 91V92H57ZM68 91V90H67ZM2 92V91H1ZM1 92H0V107H1V104H2V106L5 108V105H4V103L5 104H7L6 102L8 101V100H4L5 98H3V100H2V98H1V96L3 95V92H4V90H3V92H2V94H1ZM9 92H10V90H9ZM27 92V91H26ZM33 92H32V94L31 95H33L34 96V94H33ZM46 92H47V90H46ZM69 92V91H68ZM79 92V91H78ZM186 92V94L184 95V93ZM19 93H20V90H19ZM23 93H25L24 91H23ZM39 93V92H38ZM42 93V92H41ZM58 93V92H57ZM56 93V94H57ZM6 94H7V92H6ZM9 94V93H8ZM8 94H7V96H8ZM13 94L14 95H17V93H15V92H13ZM28 94H29V92H28ZM36 94V93H35ZM40 94V93H39ZM38 94V95H39ZM45 94V93H44ZM44 94H43V96H44ZM59 94V93H58ZM65 94V93H64ZM23 95V94H22ZM46 95V94H45ZM189 95V94H188ZM4 96H5V93H4ZM6 96V97H7ZM18 96V95H17ZM21 96V94L18 96V97H20ZM30 96V95H29ZM29 96H27V97H29ZM184 96V98L182 99V97ZM9 97H11V95L9 96ZM8 97V98H9ZM13 97V96H12ZM22 97V96H21ZM21 97H20V99H21ZM35 97V96H34ZM45 97V96H44ZM43 97V98H44ZM49 97V96H48ZM60 96L58 95V98H59ZM66 97V96H65ZM82 97V96H81ZM8 98H6V99H8ZM22 98H24V100L26 99V97H22ZM30 98V97H29ZM33 98V97H32ZM54 98V97H53ZM106 98V97H105ZM15 99H18V98H15ZM34 99V98H33ZM35 99H36V101H37V97H35ZM41 100L40 101H42L43 102V100H42V96H41V98H40ZM57 99V98H56ZM10 100V99H9ZM11 100H13V99H11ZM11 100L9 101V102H11ZM23 100V101H24ZM29 100H31V99H29ZM61 100H62V98H61ZM183 100V101H184ZM5 101V102H4ZM16 101V100H15ZM22 101V100H21ZM22 101V102H23ZM26 101H28V100H25V104L23 105L24 107L22 108V110H19L18 109V112H17V110L16 111H14L16 108H12V109H14L13 111H11V109H10V103L8 102V104H9V108L8 109H6V111H8L9 109V112L11 111V113H9L8 115L7 114H5V115H3L2 116V120L1 121H4L3 123H1L0 124V134H2V136H3V138H6L7 137V133H8V131L9 130H13V129H16V127L18 128H21V129H24V131H25V129H26V131H27V128L29 127V128H31L30 127V122H29V120L31 119H29V120H27V115L26 114H24V112H26L27 111V109H28V107H27V105L30 103V101H29V103L27 104L26 103ZM59 101V100H58ZM72 101V102H71ZM4 102V103H3ZM20 102V101H19ZM76 102H78V103H76ZM33 103H35V100L33 101ZM32 103V104H33ZM37 103V102H36ZM61 103V102H60ZM63 103H65V102H63ZM91 103H93V104H91ZM94 103L96 104V103H99V105H101L102 106V109L100 108L99 110H96V108H93L94 106H92V105H94ZM18 104V103H17ZM42 104V103H41ZM16 105V104H15ZM21 105V106H22ZM35 104H33V106H34ZM105 105H106V107H105ZM114 105H115V107H114ZM114 105L112 106V104L110 105V106H112L113 108V112L114 111H119V108H116V104L114 103ZM29 107H30V105H28ZM44 106V105H43ZM50 106V105H49ZM8 107V106H7ZM18 107V106H17ZM37 107V106H36ZM95 107H97V104L95 105ZM60 108V109H59ZM107 109V110H104V109ZM116 108V109H115ZM3 108H1V110H2ZM21 109V108H20ZM34 109V108H33ZM44 109V108H43ZM43 109H42V111H43ZM88 110V112H87V110ZM93 109V110H92ZM95 109V110H94ZM38 110H39V107H38ZM38 110H36V111H38ZM101 110V111H100ZM6 111H3V113H5ZM35 111V110H34ZM79 111H82V112H79ZM86 111V112H85ZM107 111H108V113H107ZM182 111H184V112H182ZM263 111L264 110H261V112L263 113ZM30 112V111H29ZM45 112V111H44ZM43 112V113H44ZM48 112H49V110H48ZM78 112H79V114H78ZM87 113V114H85V113ZM102 112V113H101ZM2 113V112H1ZM0 113V114H1ZM7 113V112H6ZM36 113V112H35ZM38 113V112H37ZM91 113V114H90ZM107 113V114H106ZM115 113V112H114ZM41 114V113H40ZM39 114V115H40ZM80 114H81V116H80ZM111 114V113H110ZM110 114H109V116H110ZM118 114V113H117ZM121 114V113H120ZM32 115V114H31ZM34 115V114H33ZM115 115V114H114ZM113 115V116H114ZM119 115V114H118ZM108 116V117H109ZM112 116V115H111ZM0 117H1V115H0ZM34 117H35V120H36V118H37V116H35L34 115ZM39 117V116H38ZM43 117V116H42ZM46 117H48V118H46ZM105 117V118H104ZM119 117L121 118L122 117V115L120 116L119 115ZM183 117H184V114H183ZM182 117V118H183ZM264 117V116H263ZM123 118H125V116H123ZM43 119V118H42ZM184 119V118H183ZM262 119V118H261ZM38 120V119H37ZM89 120H96V121H98V128H96V129H92L91 128V130H89L88 129V121ZM42 121H45V120H41V122ZM51 121H53V122H55V120H53V119H51ZM108 121V120H107ZM183 121V120H182ZM262 122H263V119L261 120ZM37 122V121H36ZM49 122H50V120H49ZM48 122V123H49ZM127 122V121H126ZM260 123V124H256V128H257V126H259L258 128L260 129H258L259 131H260V134H263V133H261V128H263L262 130H264V122L263 123ZM90 123V122H89ZM246 124L244 125V127L245 126H247L248 127V124H247V122H245ZM33 124V123H32ZM34 124H36L35 122H34ZM46 124V123H45ZM44 124V125H45ZM128 124V123H127ZM126 124V125H127ZM183 124V123H182ZM261 124L263 125V126H261ZM39 125V124H38ZM43 125V126H44ZM48 125V124H47ZM110 125V124H109ZM34 126V125H33ZM37 126V125H36ZM46 126V125H45ZM50 126V125H49ZM261 126V127H260ZM39 127H41L40 125H39ZM59 127V126H58ZM67 127V128H66ZM247 127H245V129L247 128ZM251 127V128H250ZM253 127H255V126H253ZM44 128V127H43ZM193 128H194V126H193ZM249 129H251L252 130V132H250V134L252 135H254L255 134V132H258L257 131V129L256 128H253L252 129V126H249L248 127ZM248 128H247V131L244 129L243 131H246L247 133H248V131H251V130H248ZM33 128H31V129H29L28 130V133H29V131L30 130H32ZM35 129H36V127H35ZM48 129H50V128H48ZM51 129H52V127H51ZM57 129V128H56ZM243 129V128H242ZM16 130H19V129H16ZM44 130V129H43ZM182 130H185V129H183V127H182ZM254 130V131H253ZM14 131V130H13ZM22 130H20V132H21ZM25 131V132H26ZM25 132H21V133H25ZM185 132V131H184ZM6 133V134H5ZM14 133V132H13ZM19 133V132H18ZM33 133V132H32ZM46 133V132H45ZM55 133L57 134V132L55 131ZM119 133V132H118ZM259 133V132H258ZM9 134V133H8ZM10 134H11V132H10ZM9 134V135H10ZM30 134V133H29ZM36 134V133H35ZM39 134V133H38ZM186 134V133H185ZM257 134V133H256ZM259 134V135H260ZM11 135H13V134H11ZM16 135H18V134H16ZM20 135V134H19ZM22 135H24V134H22ZM21 135V136H22ZM25 135H27V134H25ZM43 135H44V132H43ZM183 135V134H182ZM248 135H249V133H248ZM250 135V136H251ZM259 135H254L253 137H255V136H259ZM41 136V135H40ZM57 136V135H56ZM119 136V135H118ZM185 136V135H184ZM241 136V135H240ZM1 137V136H0ZM24 137H26V136H24ZM30 137H32V134H31V136ZM50 137H53V136H50ZM49 137V138H50ZM252 137V138H253ZM9 138V137H8ZM121 138H122V136H121ZM185 138V137H184ZM14 139V138H13ZM27 139H28V137H27ZM27 139H24V140H26L27 142H29V140H31V138L29 139V140H27ZM33 139H35L34 137H33ZM2 140V139H1ZM4 140V139H3ZM6 140V139H5ZM16 140H18V138L16 139ZM20 140V139H19ZM34 141V140H33ZM32 141V142H33ZM35 141H37V139L35 140ZM197 141V140H196ZM241 141H243V140H241ZM240 141V142H241ZM38 142V143H39ZM126 142V141H125ZM162 142V141H161ZM161 142H160V145L159 146H161ZM244 142V141H243ZM5 144H6V142H4ZM49 143H50V145H49ZM115 143V142H114ZM156 143V142H155ZM246 143V142H245ZM244 143V144H245ZM36 144H37V142H36ZM116 144V143H115ZM157 144V143H156ZM241 144V143H240ZM23 145H24V143H23ZM185 145V144H184ZM218 145V144H217ZM14 146V145H13ZM16 146V145H15ZM19 146H20V144H19ZM25 146V145H24ZM41 146H39V147H41ZM247 146H249V145H247ZM246 145H245V147H247ZM27 147V146H26ZM37 147V146H36ZM158 147V146H157ZM240 147H243L244 149H245V147L243 146V143H242V145L241 146H239V148ZM9 148V147H8ZM25 147H23L22 145H21V148H19V149H14V147H13V149H14V152H11V150L9 149V151L11 152V154H8V153H6V152H1L0 151V164H1V162H3L2 160H4V161H8L7 160V158H9V156L11 155V158L12 157H16L17 159L16 160H18L19 161V159L18 158H20V160H21V162L19 163L18 161V164L16 165V163H13V164H15L16 166H18L19 165V167H21V168H19V167H17L18 169H22L21 170V173L23 174V166L26 164L27 165V168L25 169V170H29L30 168H32L33 169V171H34V177H35V172H36V175H37V172L38 171H40L39 169H38V166L40 167V165H42L43 167H42V171L44 170V171H47V172H49V173H55L54 172V170L56 169V168H54L55 166H57L58 167V164L56 165V164H53V161L51 160V158H50V156L51 155H49L50 153H48V154H43V153H38V154H28V152L27 153H25L26 151H25V149H24ZM90 148L92 149H95V150H97V151H94V152H97L98 153V156L96 157H94L92 160H90L89 159V157H88V153L90 154V152H88V150L90 151ZM130 148V147H129ZM133 148V147H132ZM198 148V147H197ZM231 148H233V147H231ZM249 147H247V149H248ZM6 149H7V147H6ZM12 149V150H13ZM242 149V148H241ZM244 149H242V150H244ZM1 150V149H0ZM8 150V149H7ZM7 150H5V151H7ZM54 150V149H53ZM137 150H139V149H137ZM241 150V151H242ZM246 150V149H245ZM35 151V150H34ZM38 151V150H37ZM56 152V151H55ZM59 152V153H60ZM133 149H131L130 150V154L132 155L133 153ZM244 152V151H243ZM33 153V152H32ZM91 153H92V150H91ZM96 153V154H97ZM246 153V155H247V152H245ZM251 153V152H250ZM56 154V153H55ZM95 154V155H96ZM122 154V153H121ZM13 155V156H12ZM60 155V154H59ZM79 155L80 156H82L83 158H85L84 159V161L83 162H80L81 160L79 159V158H77V156L79 157ZM113 155V154H112ZM180 155H181V157H180ZM8 156V157H7ZM72 156H75V158L73 159V161L71 162V159H72ZM93 156V155H92ZM121 156V155H120ZM139 156V155H138ZM248 156H250L249 154H248ZM53 157V156H52ZM5 158H6V160H5ZM55 158V157H54ZM53 158V159H54ZM69 159V160H68ZM248 159V158H247ZM34 160H37L36 162H34ZM64 160H66L65 162L67 163L66 164V166H68V167H70V168H75V170L77 169V170H82V171H80L78 174H80L78 177L79 178H81L82 177V179H83V182L81 183V184H79V182H74L73 184L74 185H76V188H74V189H76V192H75V194H74V196H73V198H71L70 197V195L69 196H67V197H70V200L72 199V201H71V203L73 202V200H74V202H73V204L75 203V202H77L78 203V205H80L79 207H71L70 206V204H69V206L70 207H68L67 209L66 208H62V207H59V204L57 203V205H58V208H55L56 207V204L55 205H53L52 206V204H53V198L52 197H50V202H49V199L48 198H45V194L47 193V192H49V195H51L50 193V191H53V190H55V189H57L61 184H65V183H67V184H69V177H68V174H70V171L71 170H66L68 173H66V172H64V168H65V165H64ZM68 160V161H67ZM77 160V161H76ZM80 160V161H79ZM230 160V159H229ZM232 160V159H231ZM242 160H244V159H242ZM31 161H33V163H31ZM55 161V160H54ZM62 161L64 162V163H62ZM183 161V162H182ZM245 161V160H244ZM9 162V161H8ZM15 162V161H14ZM232 162V161H231ZM22 163H24V165L23 166H20V165H22ZM63 165H62V164ZM246 163V162H245ZM3 165V164H2ZM1 165V166H2ZM72 165V166H71ZM183 167H182V166ZM204 165V164H203ZM261 165V164H260ZM1 166H0V168H1ZM180 167H182V168H180ZM261 167H262V165H261ZM17 168H16V171H17ZM69 168V169H70ZM2 169H4V166H3V168ZM37 169H38V171H37ZM107 169V170H108ZM15 170V169H14ZM57 170V169H56ZM9 171V170H8ZM30 171V170H29ZM32 171V170H31ZM41 171V172H42ZM57 171H59V170H57ZM181 171H182V173H181ZM11 172H15V171H9V173L11 174V176L12 175H14V174H12ZM84 172H89L88 174H89V176H87V174L86 175H84ZM16 173V172H15ZM20 173V171L17 173L18 175L19 174H21ZM25 173H27V172H25ZM31 173V172H30ZM43 173V172H42ZM48 173V174H49ZM52 173V174H53ZM58 173V172H57ZM76 173V172H75ZM182 175H181V174ZM198 173V172H197ZM200 173H202V171L200 170ZM91 174V175H90ZM17 175V176H18ZM29 175V174H28ZM38 175H39V173H38ZM39 175V176H40ZM70 175H72V174H70ZM75 175H77V174H75ZM93 175H94V177H93ZM117 175V174H116ZM195 175V174H194ZM198 175V174H197ZM202 175V174H201ZM200 175V176H201ZM16 176V175H15ZM30 176V175H29ZM132 176V175H131ZM13 177V176H12ZM11 177V178H12ZM20 177V176H19ZM28 177V176H27ZM73 177V176H72ZM76 177V176H75ZM77 177V178H78ZM184 177V176H183ZM197 177V176H196ZM23 178H25V176L23 177ZM31 177H29V179H30ZM130 178H132V177H130ZM198 178V181L199 182H201L200 181V179L202 178H200V177H197ZM200 178V179H199ZM28 179V178H27ZM28 179V180H29ZM32 179V178H31ZM31 179L29 180V181H31ZM73 179V180H72ZM74 180H77V179H75L74 177L73 178H71V180H70V182L72 183ZM196 180V179H195ZM244 180V179H243ZM263 180H264V178H263ZM8 181L10 182V183H8ZM28 181V182H29ZM197 181V183L196 184H198L199 182ZM183 182H185V183H183ZM244 182H245V180H244ZM125 184H126V182H124ZM17 184H19V183H17ZM73 185V186H74ZM20 186V185H19ZM26 186V185H25ZM33 186H35V185H33ZM63 186V185H62ZM61 186V187H62ZM65 186V185H64ZM82 186L83 187H85V189H87L88 188V192H84V188H82ZM15 187V186H14ZM30 187V191H31V186H29ZM61 187H59V188H61ZM66 188L68 187V185L67 186H65ZM70 187H71V185H70ZM80 187H81V189L82 190H80ZM123 187V188H122ZM12 188H13V190H12ZM22 189V188H21ZM26 189V188H25ZM29 189V188H28ZM33 189V190H34ZM72 189V188H71ZM18 190V189H17ZM24 190V189H23ZM58 190V189H57ZM14 191V192H13ZM22 191V190H21ZM47 191V192H46ZM60 191H61V189H60ZM66 191V190H65ZM83 191V192H82ZM17 192V191H16ZM44 192H46V193H44ZM54 192V191H53ZM55 192H57L56 190H55ZM70 192V191H69ZM73 192V191H72ZM110 192V191H109ZM108 192V193H109ZM120 193H121V191H119ZM12 193L10 194V195H12ZM23 193H25V192H23ZM27 193V192H26ZM42 193H44V194H42ZM58 193V192H57ZM67 193H68V191H67ZM107 193V192H106ZM55 194V193H54ZM69 194H71V192L69 193ZM113 194V193H112ZM9 195V196H10ZM24 195V194H23ZM30 195V194H29ZM32 195V194H31ZM58 195V194H57ZM47 196V195H46ZM24 197V196H23ZM66 197V196H65ZM10 198V197H9ZM25 198V197H24ZM23 198V199H24ZM51 198H52V201H51ZM79 198H81V199H79ZM13 199V198H12ZM68 199V198H67ZM7 200V199H6ZM52 202V203H51ZM64 202H66V201H64ZM106 202V203H105ZM51 203V204H50ZM67 203V202H66ZM77 203H76V205H77ZM25 204V203H24ZM61 204H63L62 203V201H61ZM65 204V203H64ZM51 206H52V208H51ZM62 206V205H61ZM64 206V205H63ZM73 206H75V204L73 205ZM67 207V206H66ZM55 208V209H54ZM54 209V210H53ZM39 210L41 211L40 213H38L39 212ZM42 214H44V213H42ZM111 215V217L112 218H110V217H107L106 215ZM124 214V213H123ZM84 215V217H82ZM42 217H44V216H42ZM81 217V218H80ZM82 220V221H79V220ZM84 219V220H83ZM21 220V221H20ZM42 220V219H41ZM46 220V219H45ZM38 223H37V222ZM125 221H126V219H125ZM180 221V220H179ZM126 223H127V221H126ZM41 225V224H40ZM115 225V226H114ZM44 226H45V224H44ZM128 226V225H127ZM73 227V226H72ZM75 227V226H74ZM131 227V226H130ZM147 227H151V223H148V225H147ZM4 229V228H3ZM9 229V230H10ZM21 229V228H20ZM20 229L19 230H15V231H20ZM31 229V230H32ZM38 229V228H37ZM39 229H42V228H39ZM68 229V228H67ZM14 230V229H13ZM23 230V229H22ZM27 230V229H26ZM99 231L101 230L100 228L98 229ZM4 231V230H3ZM38 231L39 230H33V232L35 233V235H31V236H27V234H26V236H27V239H28V237H29V239H30V244H31V246H32V248H33V251H34V256L32 257V260L30 261V259H31V257H30V259L29 258H26V259H29V262L28 263H26V262H24V264H45V263H47L48 261H50V260H52V259H54L56 262H54L53 260H52V263L51 264H87V260H89L91 257H93L92 256V252H93V248H92V241H95V239L94 238H92L93 240H91V237H93L94 235H95V233L94 234H88L87 236L85 235V236H83V237H79L78 239H76L75 240V242H74V244L72 243V244H70V246L66 249L67 251H62L61 253H59V251H60V249H59V251H58V249H57V247L55 246L56 244H55V234H52L51 233V235H49V233H47V231H46V233L45 232H43V235H39L38 236V234H40V232L38 233ZM50 231H55V230H53V229H51ZM49 231V232H50ZM62 231V230H61ZM60 231V232H61ZM6 232H7V230H6ZM23 235H24V233L22 232V231H20ZM24 232H27V231H24ZM32 232V231H31ZM30 232V233H31ZM60 232H57L56 231V233H60ZM136 232V231H135ZM178 232V231H177ZM8 233H10V232H8ZM20 233V234H21ZM28 233V232H27ZM34 233H31V234H34ZM64 233V232H63ZM123 233V232H122ZM1 234V233H0ZM4 236H3V238L5 237V233H2ZM2 234H1V236H2ZM14 234H16V233H14ZM14 234L12 233V235L14 236ZM87 234V233H86ZM98 234V235H97ZM100 234L102 235V234H105V232H101L100 231V233L99 232H97L96 233V235L97 236H100ZM29 235V234H28ZM68 235V234H67ZM70 235H73L72 233L70 234ZM129 235V234H128ZM0 236V237H1ZM7 236V235H6ZM59 236V235H58ZM88 236H91L90 238L88 237ZM96 236V237H97ZM12 237V236H11ZM11 237H9V238H11ZM18 238H20V236H17ZM23 237V236H22ZM64 237V236H63ZM66 237V236H65ZM95 237V236H94ZM127 237V238H126ZM128 237H130V236H123V238L124 239H126V241L128 240ZM180 237V236H179ZM70 238V237H69ZM120 238V237H119ZM1 239H2V237H1ZM4 239H7V238H4ZM15 239L17 240V238L15 237ZM23 238H21V240H22ZM26 238H25V240H27ZM28 239V240H29ZM65 238H63V240H64ZM124 239H122V238H120V240H121V242H120V240H119V242H120V244H122L121 246L123 247V246H125L124 247V250H122V247H121V253L120 252H118V256L117 255H113V257L115 258V256H117L115 259H116V262H117V264H121L122 262H124V259L126 258V256H127V254H128V252H130V254H134L135 252H137V251H133V249L132 248H130V246H128L125 242H124ZM140 239V238H139ZM9 240V239H8ZM11 240V239H10ZM14 240V239H13ZM61 240V239H60ZM59 240V241H60ZM123 240V241H122ZM2 240H0V242H1ZM15 241V240H14ZM65 241H67V239L65 240ZM129 241L130 240H128L127 242L129 243ZM5 241L3 240V243L1 242L0 243V250H4L2 253H3V255H0V264H22L21 263V260L19 261L18 260V258H20V256L18 257V255L16 254V250L14 249V250H12L11 248L12 247H10V245H8V244H6V243H4ZM9 242V241H8ZM13 242V241H12ZM18 242H19V240H18ZM27 243L29 242V241H26ZM61 242V241H60ZM68 242V241H67ZM263 242V241H262ZM65 243V242H64ZM69 243V242H68ZM92 243V244H91ZM153 244H155L156 243V240H153V242H152ZM5 244V245H4ZM57 244H59L58 242H57ZM124 244V245H123ZM126 244V245H125ZM153 244H151V245H153ZM4 245V246H3ZM73 245V246H72ZM6 247V248H5ZM65 247V246H64ZM259 247V246H258ZM31 248V247H30ZM30 248H27V249H30ZM42 249V250H44V259H40V258H38L36 255V253H37V250L38 249ZM61 248V247H60ZM260 248V247H259ZM25 250V249H24ZM16 251V252H15ZM29 252V251H28ZM19 253H22V251L21 252H19ZM27 252L25 251V253H22V257H25V254H26ZM57 253H59V259H57V258H55V256H57ZM33 253H32V251H31V255H32ZM113 254V253H112ZM115 254H117V253H115ZM136 254V253H135ZM27 255V254H26ZM30 255V256H31ZM263 255V254H262ZM42 256V255H41ZM261 255H259V258H261L260 257ZM264 256V255H263ZM107 257V256H106ZM114 258L112 259L111 257H108V258H106V259H104V261H102L101 263H98L97 261V263L98 264H112V261L114 260ZM25 259V260H26ZM23 260V259H22ZM57 260H58V262H57ZM262 260V258L260 259V261ZM93 261V260H92ZM90 262V261H89ZM263 262V261H262ZM50 263V262H49ZM94 263V262H93ZM182 263V262H181ZM95 264V263H94ZM183 264V263H182Z\"/></svg>",
    "mask_w": 264,
    "mask_h": 264
}]
</instances>
